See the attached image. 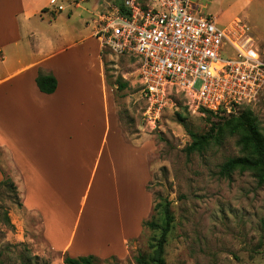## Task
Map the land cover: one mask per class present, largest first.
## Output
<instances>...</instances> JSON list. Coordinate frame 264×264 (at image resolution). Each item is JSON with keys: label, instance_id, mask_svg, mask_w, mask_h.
Returning a JSON list of instances; mask_svg holds the SVG:
<instances>
[{"label": "crops", "instance_id": "crops-1", "mask_svg": "<svg viewBox=\"0 0 264 264\" xmlns=\"http://www.w3.org/2000/svg\"><path fill=\"white\" fill-rule=\"evenodd\" d=\"M56 1L0 0V182L4 165L11 166L22 183V206L40 216L43 238L55 254L124 260L127 242L140 234L150 208L147 153L144 142L133 145L122 135L94 26L89 32L87 21L82 27L70 16L80 10L93 18L100 0L90 10L82 7L84 0H61L70 7L65 14L62 5L54 8ZM39 71L55 78L53 93L39 91ZM80 195L86 196L82 207L76 202ZM90 195L86 214L106 209L116 229L107 235L93 229L78 239Z\"/></svg>", "mask_w": 264, "mask_h": 264}, {"label": "rangeland", "instance_id": "rangeland-1", "mask_svg": "<svg viewBox=\"0 0 264 264\" xmlns=\"http://www.w3.org/2000/svg\"><path fill=\"white\" fill-rule=\"evenodd\" d=\"M191 1L205 5V12L216 18L218 27L226 26L230 18L238 16L236 19L247 25L264 58V0H250L246 4L242 0ZM100 2L102 10L107 3ZM93 3L94 0H84L81 5L90 10ZM59 4L66 8L64 14L70 10L69 4L61 0L54 3V8ZM70 16L82 27H86L87 21L91 31V15L73 10ZM104 57L122 135L133 145L144 142L147 153L150 179L145 191L150 208L141 227L151 215L158 217L153 207L160 199L170 202L174 221L164 250L166 264H264V185L259 186L250 172H235L230 178L218 173L220 164L239 155L236 138H226L221 145L212 146L202 154L186 155L184 148L190 138L175 114L186 117V125L196 133L207 131L209 123L188 109L181 94H174L173 106L163 111L153 127L143 117L145 101L137 76V60L108 50ZM118 80L127 83V87L117 90ZM247 108L257 117L264 134V94ZM4 167L6 180L0 185V264H63L64 256L50 250L43 238L40 216L24 210L18 174L11 166ZM125 192L129 202L127 188ZM61 194L63 197L64 191ZM91 197L81 216L78 239L93 229L100 228L106 235L116 229V219L106 209L95 210L92 217L86 214L92 210ZM85 199L86 196L80 195L76 202L82 207ZM90 224L93 226L88 228ZM63 230L68 234L67 227ZM53 231L58 234V227ZM151 236L152 232L142 227L140 234L127 242L128 254L124 260H101L98 264H135L137 254L149 252Z\"/></svg>", "mask_w": 264, "mask_h": 264}, {"label": "built area", "instance_id": "built-area-1", "mask_svg": "<svg viewBox=\"0 0 264 264\" xmlns=\"http://www.w3.org/2000/svg\"><path fill=\"white\" fill-rule=\"evenodd\" d=\"M121 2L94 15V37L102 50L137 60L143 117L153 127L174 94L193 114L204 116L203 109L223 118L264 94V58L241 20L218 27L191 0Z\"/></svg>", "mask_w": 264, "mask_h": 264}, {"label": "trees", "instance_id": "trees-1", "mask_svg": "<svg viewBox=\"0 0 264 264\" xmlns=\"http://www.w3.org/2000/svg\"><path fill=\"white\" fill-rule=\"evenodd\" d=\"M122 7L119 0L113 3ZM36 85L40 92L51 94L56 90V80L51 73L39 71L36 77ZM117 90L127 87V83L116 81ZM205 121L209 123L207 131L196 133L186 125V117L180 113L175 118L181 124L190 138V143L184 148L186 155L202 154L212 146H219L226 138L235 137V144L239 149V155L227 158L219 165V175L230 178L235 172H250L259 186L264 185V134L259 121L253 112L245 107L238 115L219 117L210 111L201 110ZM4 180L0 182L2 185ZM158 217L151 215L149 220L142 222V227L152 232L149 239L148 253H139L134 257L135 264H166L165 245L168 234L174 221L170 209V202L160 199L153 207ZM112 259H114L112 257ZM99 259L93 255L71 258L64 256L63 264H98Z\"/></svg>", "mask_w": 264, "mask_h": 264}, {"label": "water", "instance_id": "water-1", "mask_svg": "<svg viewBox=\"0 0 264 264\" xmlns=\"http://www.w3.org/2000/svg\"><path fill=\"white\" fill-rule=\"evenodd\" d=\"M107 1H109V0H107Z\"/></svg>", "mask_w": 264, "mask_h": 264}]
</instances>
